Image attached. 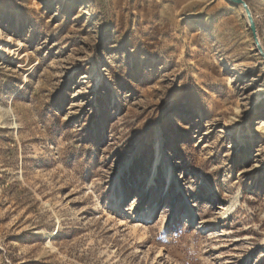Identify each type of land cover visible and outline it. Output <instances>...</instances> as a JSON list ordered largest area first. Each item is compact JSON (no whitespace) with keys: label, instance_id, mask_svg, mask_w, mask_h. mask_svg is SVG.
Instances as JSON below:
<instances>
[{"label":"rangeland","instance_id":"obj_1","mask_svg":"<svg viewBox=\"0 0 264 264\" xmlns=\"http://www.w3.org/2000/svg\"><path fill=\"white\" fill-rule=\"evenodd\" d=\"M244 1L264 50V0ZM0 264H264L240 7L0 0Z\"/></svg>","mask_w":264,"mask_h":264},{"label":"water","instance_id":"obj_2","mask_svg":"<svg viewBox=\"0 0 264 264\" xmlns=\"http://www.w3.org/2000/svg\"><path fill=\"white\" fill-rule=\"evenodd\" d=\"M227 1L233 5L240 7L242 9V11L244 12L246 20L248 22V26H249L251 35H252L254 45H255L257 52L259 53L261 60L264 64V50L261 47L260 42L257 38L255 20L253 19V15H252L248 5L246 4V2L244 0H227Z\"/></svg>","mask_w":264,"mask_h":264},{"label":"bare ground","instance_id":"obj_3","mask_svg":"<svg viewBox=\"0 0 264 264\" xmlns=\"http://www.w3.org/2000/svg\"><path fill=\"white\" fill-rule=\"evenodd\" d=\"M248 5V4H247ZM248 7H249V9L251 10V8H250V6L248 5ZM256 19H259L258 20V24H257V27L259 26V25H261L262 24V19H261V16L258 14V13H256ZM119 209V211L121 210V208H118ZM149 218H145V220H148Z\"/></svg>","mask_w":264,"mask_h":264}]
</instances>
